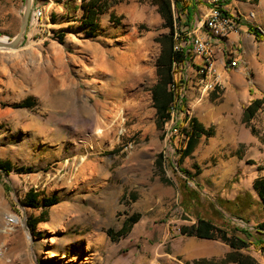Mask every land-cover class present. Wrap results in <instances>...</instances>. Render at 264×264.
<instances>
[{
	"label": "rangeland",
	"instance_id": "374dc122",
	"mask_svg": "<svg viewBox=\"0 0 264 264\" xmlns=\"http://www.w3.org/2000/svg\"><path fill=\"white\" fill-rule=\"evenodd\" d=\"M152 1L104 0L107 9L93 30L82 24L83 0L75 5L74 0L42 2L44 14L38 21L31 14L23 45L0 49V163L30 171L0 169V264H185L233 252L219 240L181 235L180 228L198 218L245 241L247 248L239 253L264 264V234L257 229L264 210L252 190V182L264 177V170L257 169L264 168V110L251 124L253 135L239 118L244 103L220 97L218 83L209 84L213 77L198 74L194 56L188 55L173 70L184 112L173 111L159 129L150 91L160 52L155 39L169 30ZM24 6V0H0L1 39L10 41L18 33ZM182 13L173 9L176 47L188 40ZM145 38L150 50L139 51L134 44ZM119 71L143 78L123 82L112 92V74ZM102 86L109 89L105 96ZM58 98L71 104H60ZM27 99L30 107H18ZM81 108L91 114H81ZM119 108L122 120H113ZM185 115L211 127L213 135L202 136L178 165ZM107 126L111 146L95 133ZM159 153L164 162L156 165ZM81 158L85 171L73 179ZM93 166L100 174L84 182ZM100 183L99 190L90 191ZM30 191L37 201L32 206L26 205ZM107 194L114 205L108 221L93 205ZM51 198L56 203L46 209L45 221L32 229L28 223L33 225L44 211L42 202ZM59 205L70 210L55 219L53 209ZM134 215L137 222L119 236ZM96 221L101 223L95 226ZM7 228L14 232L4 233ZM92 233L104 236L107 247L87 243Z\"/></svg>",
	"mask_w": 264,
	"mask_h": 264
},
{
	"label": "trees",
	"instance_id": "16d2710c",
	"mask_svg": "<svg viewBox=\"0 0 264 264\" xmlns=\"http://www.w3.org/2000/svg\"><path fill=\"white\" fill-rule=\"evenodd\" d=\"M152 2L157 6V12L163 19L164 27L169 30L167 34L155 39L160 45V52L155 61L157 80L150 89L152 106L155 110V124L159 129H162L163 126L171 120L173 111L184 112V101L180 100L174 91L175 81L173 70L174 66L184 64L187 61L188 54L184 50L179 51L176 49V28L173 18V9L175 8L180 12L186 11L188 13L191 2H187L186 0H153ZM81 8L83 9V26L93 30L97 16L107 9V5L104 3V0H83ZM249 32L258 40L264 41V36L257 29L250 27ZM263 104L264 96L261 99L253 100L249 106L245 107L242 112V123L250 127V123L255 118L257 112L264 108ZM30 106L28 99L18 105V107L22 108H28ZM180 131L184 138V143L183 148L178 151V165L191 155L202 136L209 138L213 135L211 127L207 128L198 122L195 117H188L187 115L182 119ZM254 132L255 131L251 128V133L254 134ZM162 162H164L163 155L159 153L156 156L155 163L156 165H160ZM247 163L255 165L253 161H247ZM0 169L6 173H10L12 170L17 173L30 172L23 167H10L9 163L6 162L0 163ZM258 170L262 171L264 168L258 167ZM183 174L191 178L189 172L183 171ZM252 188L259 200L260 206L264 210V177L255 179ZM26 198V205L32 206V203H37V201H35L36 196L32 191L26 195ZM55 203L56 199L54 198L43 201L41 206L44 208V211L41 212L39 218L32 220L33 225L29 223L28 225L33 229L34 225L45 221L46 209ZM138 219L139 216L134 215L125 220L122 228L118 232L119 236L128 234L130 228ZM257 229L264 234V220L259 223ZM180 233L186 237H194L201 240H219L233 250V252L229 253L223 259L200 258L185 264H259L252 257L239 253L240 250L247 248V243L245 241L235 236H229L224 229L216 226L209 220L198 218L195 224L182 226L180 228ZM107 234L113 238L110 229L107 230Z\"/></svg>",
	"mask_w": 264,
	"mask_h": 264
},
{
	"label": "crops",
	"instance_id": "0c3cea01",
	"mask_svg": "<svg viewBox=\"0 0 264 264\" xmlns=\"http://www.w3.org/2000/svg\"><path fill=\"white\" fill-rule=\"evenodd\" d=\"M212 1L191 0L188 13L186 11L182 13L181 21L189 32L204 33L201 25L213 7ZM215 5L223 8L236 21L238 31L231 33L224 41H216L218 39L211 38V42L214 44V64L208 72H213L212 76H216L218 86L223 90L220 97L226 95L229 103L234 105L244 103L239 115L242 123L243 109L249 106L253 100L261 99L264 96V41L258 40L249 32V28L252 27L264 36V0H221ZM232 48L238 49L235 69H230L226 63ZM192 66L200 69L201 60L194 57ZM263 110L264 108L257 114ZM243 125L251 132L250 127Z\"/></svg>",
	"mask_w": 264,
	"mask_h": 264
},
{
	"label": "bare ground",
	"instance_id": "6f19581e",
	"mask_svg": "<svg viewBox=\"0 0 264 264\" xmlns=\"http://www.w3.org/2000/svg\"><path fill=\"white\" fill-rule=\"evenodd\" d=\"M52 1H55V0H41V2H45L46 4L47 3H52ZM78 2H82V0H78ZM34 3V1H33ZM43 3H42V6H43ZM45 5V4H44ZM134 11V10H133ZM134 14H136V11L133 12ZM132 13V14H133ZM44 14L43 10H42V7H38V18H41L42 15ZM136 17V16H135ZM177 35L175 34V39H177L176 37ZM213 38L215 39H218V40H221V32H213ZM0 41L1 42H7L8 40H4V39H1L0 38ZM133 39H132V35H128L127 36V43L129 45H131ZM138 49L139 51L141 50H150V43H149V40L148 38H145L143 40H139V41H136L135 44H134ZM189 45L192 47V52L193 54H196L198 51H199V43L197 42H190ZM83 47L85 48H88L89 45L86 44V45H83ZM207 47H212V52L214 53V45L213 43L211 42V38H207ZM95 50H97L96 48H94ZM1 50H4V49H1ZM201 60V66H200V69L199 71H201L204 66H205V59H200ZM213 66V64H208V69H210L211 67ZM112 78H113V86H112V92L115 91L114 87L116 88H119L121 87L122 83L123 82H126V84H135L137 83L138 81H140L143 76H133L129 73H126V72H114L112 74ZM100 92L103 96H105L108 92H109V89L107 88H104L103 86L100 88ZM111 92V91H110ZM58 102L60 104H71L70 102H67L66 100H64L63 98H58L57 99ZM57 102V103H58ZM79 112L83 115H87V114H91L90 110L88 109H85V108H81L79 110ZM122 109H118L117 113L115 114V117L113 120H122ZM116 121H112L111 124H115ZM108 129L109 127L107 126V129H102V128H97L95 133H96V137L97 139H107L108 142H109V146H111L114 142L112 140L111 137L108 136ZM105 147V146H104ZM84 158H81L78 162V165L76 167V169L74 170V174H73V179H75L79 174H82L84 173L85 171V168H84ZM100 169L97 168V166H93L91 168V171L90 173L91 174H85L86 175V178L84 179V182H89L90 181H95L96 179H94V174H100ZM102 184H97V185H94V186H91L89 187L90 188V191L91 192H94L96 190H99L101 188ZM93 205H96L97 206V210L101 213H104L106 215V219L107 221L111 219L112 217V213H113V210H114V205L111 201V199H108V194H107V197H105V195H102L101 196V200L99 198H96L94 201H93ZM67 210H70V207L69 206H64V205H59L57 207H55L53 209V211L55 212V219H57V217L59 216H62L63 213H65ZM13 219L12 222L16 223V219L13 217L11 218ZM11 222V223H12ZM98 223H101V222H95V226H98L99 224ZM4 233H8L9 231L11 232H14V229L13 228H7V229H4L3 230ZM87 239V243H92L93 245L97 244V243H101L103 242L104 246L107 247V244H106V241H105V237L100 235V234H97V233H92L90 235H88L86 237ZM188 245V244H187ZM188 251H191L193 250L194 248L191 246L190 248L186 247ZM113 248L109 249L110 251H112ZM187 251V252H188Z\"/></svg>",
	"mask_w": 264,
	"mask_h": 264
},
{
	"label": "built area",
	"instance_id": "2783aa9c",
	"mask_svg": "<svg viewBox=\"0 0 264 264\" xmlns=\"http://www.w3.org/2000/svg\"><path fill=\"white\" fill-rule=\"evenodd\" d=\"M67 1V0H65ZM78 0H74V5ZM173 1V0H172ZM221 0H213V7L209 10L208 16L203 21L201 28L204 30V33H191L188 31L186 34L188 40L184 41L183 45L176 47L177 50H184L188 55H193L199 59H205L204 68L198 73L206 77H213V72H208V64H214V53L212 52V47H207V38H213V32H221V40L224 41L227 37L234 32L238 31V26L236 21L220 6H216ZM227 1V0H223ZM38 7H42L41 3H33L32 10V19L38 21ZM197 42L199 43V51L196 54H189V43ZM238 55V49L232 48L228 54L227 66L230 69H235L237 66L236 58ZM209 84H216V76L213 77L212 81Z\"/></svg>",
	"mask_w": 264,
	"mask_h": 264
},
{
	"label": "water",
	"instance_id": "95a60500",
	"mask_svg": "<svg viewBox=\"0 0 264 264\" xmlns=\"http://www.w3.org/2000/svg\"><path fill=\"white\" fill-rule=\"evenodd\" d=\"M33 1L34 0H24L25 6L21 15L19 31L12 40L5 43L0 41V49L15 51L23 45L26 40L29 21L33 10Z\"/></svg>",
	"mask_w": 264,
	"mask_h": 264
}]
</instances>
